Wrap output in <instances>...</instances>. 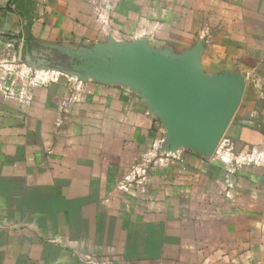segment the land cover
<instances>
[{
    "label": "crops",
    "instance_id": "crops-1",
    "mask_svg": "<svg viewBox=\"0 0 264 264\" xmlns=\"http://www.w3.org/2000/svg\"><path fill=\"white\" fill-rule=\"evenodd\" d=\"M141 39L175 53L202 42L205 73H240L244 92L224 148L237 162L264 160V0H0V264L126 263L97 256L110 245L80 232L91 214L131 212L114 184L126 151L138 148V122L153 114L125 86L40 71L39 55L49 45ZM16 60L36 78L50 75L34 87L38 95L13 91ZM238 173L230 191L214 193L215 213L229 214L231 224L202 239V264H264V175H248L244 189Z\"/></svg>",
    "mask_w": 264,
    "mask_h": 264
},
{
    "label": "rangeland",
    "instance_id": "rangeland-1",
    "mask_svg": "<svg viewBox=\"0 0 264 264\" xmlns=\"http://www.w3.org/2000/svg\"><path fill=\"white\" fill-rule=\"evenodd\" d=\"M31 58L23 55L24 62L33 63ZM47 59L66 61L65 57L59 55ZM24 62L16 60L10 69L15 80L13 91L17 94L26 89L38 95L40 91L34 87L45 86L50 75L40 74L36 78V72ZM41 70L49 74L57 73L52 68ZM25 80L33 83L24 86L22 81ZM127 107L131 109L135 104L128 103ZM150 116L149 121L144 118L138 122L136 137L140 145H136L138 148L135 151H126L124 172L114 184L117 191L125 194L131 212L124 216L91 214L89 229L80 232V237L86 238L88 235L105 245L109 244L110 247L99 249L97 252L100 254L97 256L107 254L108 257H125V264H202V239H213L221 226L229 229L231 224L229 214L215 213L214 193L230 191V175L238 171L240 184L245 189L248 175H264L263 157L245 156L235 161L230 151L225 150L223 138L226 137V131L218 144V154L205 157L183 148L178 154L172 155L161 149L165 130L160 118L155 114ZM149 124L150 128L147 127ZM141 129L147 133H141ZM149 130L151 132L148 133ZM219 178L225 179L221 186L216 182ZM260 181L256 188L261 187ZM116 199L117 196L114 201L117 206ZM139 207L142 214L133 210H139ZM146 223L152 225L147 227L144 225ZM224 233L230 234V231L224 230ZM140 258L149 259L148 262H140ZM106 264L118 263L110 261Z\"/></svg>",
    "mask_w": 264,
    "mask_h": 264
},
{
    "label": "water",
    "instance_id": "water-1",
    "mask_svg": "<svg viewBox=\"0 0 264 264\" xmlns=\"http://www.w3.org/2000/svg\"><path fill=\"white\" fill-rule=\"evenodd\" d=\"M202 46L198 42L175 53L151 47L145 39L78 48L49 45L42 49L39 62L80 80L129 88L160 118L163 151L188 148L209 157L240 105L245 81L238 72L205 73ZM55 55L66 61L47 59Z\"/></svg>",
    "mask_w": 264,
    "mask_h": 264
}]
</instances>
